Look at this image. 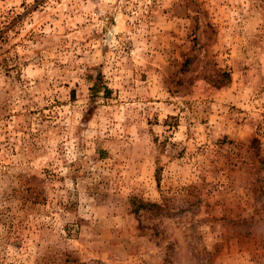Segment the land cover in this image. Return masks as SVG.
<instances>
[{
  "label": "rangeland",
  "instance_id": "rangeland-1",
  "mask_svg": "<svg viewBox=\"0 0 264 264\" xmlns=\"http://www.w3.org/2000/svg\"><path fill=\"white\" fill-rule=\"evenodd\" d=\"M0 264H264V0H0Z\"/></svg>",
  "mask_w": 264,
  "mask_h": 264
}]
</instances>
